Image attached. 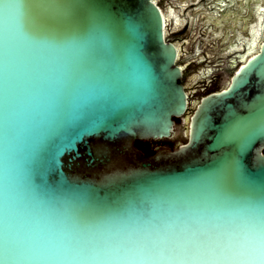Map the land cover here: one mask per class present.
Returning <instances> with one entry per match:
<instances>
[{
    "label": "snow or ice",
    "instance_id": "1",
    "mask_svg": "<svg viewBox=\"0 0 264 264\" xmlns=\"http://www.w3.org/2000/svg\"><path fill=\"white\" fill-rule=\"evenodd\" d=\"M0 19V264H264V181L234 157L113 202L88 186L36 184L32 157L50 124L123 88L120 72L145 89L148 77L127 41L135 23L121 35L90 5L0 0Z\"/></svg>",
    "mask_w": 264,
    "mask_h": 264
},
{
    "label": "water",
    "instance_id": "2",
    "mask_svg": "<svg viewBox=\"0 0 264 264\" xmlns=\"http://www.w3.org/2000/svg\"><path fill=\"white\" fill-rule=\"evenodd\" d=\"M16 2L27 11L34 0ZM64 2L87 4L103 12L121 35L126 34L129 22L135 23L138 34L128 36L127 41L147 73V88L137 82L129 68L116 77L123 88L113 89L109 84L110 91L102 102L50 124L32 157L36 184L43 182L49 189L88 186L95 200L113 202L142 195L157 185L193 181L215 171L225 155L236 159L247 180L256 184L264 181V0H218L217 6L225 9L206 14L205 20L215 26L211 31L214 37L223 35L224 42L232 33L223 50L227 46L241 50L242 41H246V48L236 50L234 60H241L233 61L226 73H216L211 79L207 75L202 82L196 80L195 70L200 65H194L195 59L179 62L183 66L178 60L189 53L190 27L200 11L195 12L193 22L191 18L183 20L181 14H187L193 2L200 5L204 0L179 7L169 3L171 6L165 8L161 4L166 0ZM6 23L0 19V29ZM192 33L196 42L200 35L205 36L201 28ZM241 33L247 37L238 43L232 41ZM210 45L203 42L201 49H210ZM199 56L198 63L203 64L205 58L202 53ZM249 64L252 68L241 73L242 66ZM238 75L240 82L234 87ZM218 76L222 81L212 86ZM134 88L140 90L131 94ZM164 139L185 141L173 148L158 144L149 154L136 145L137 141ZM243 193L242 187L234 190L236 195Z\"/></svg>",
    "mask_w": 264,
    "mask_h": 264
},
{
    "label": "flooded vegetation",
    "instance_id": "3",
    "mask_svg": "<svg viewBox=\"0 0 264 264\" xmlns=\"http://www.w3.org/2000/svg\"><path fill=\"white\" fill-rule=\"evenodd\" d=\"M190 1H195V0H177L176 3H173L171 0H166L165 4H161L164 8L165 6H171L169 3H172L175 7H179L182 3H188ZM218 0H204V2H202L200 5H198L197 3L193 2L191 9L187 12V14H181V18L185 21H188L190 18L192 19L193 22V18L195 17V12L200 11L199 15L197 16L198 20L192 24V26L190 27V37L188 38L189 40V53L187 54V56H185L184 58H182L181 60H178L179 62H183L184 60H191V59H195L194 60V65L198 66L200 65V67L198 69L195 70L196 74H197V81H201L202 80H207V75L211 78L216 77L214 74L216 73H226L227 70L233 65L232 62L236 61V60H241L239 57H237L236 60L235 57L238 55V53L236 52V50L239 51H244L246 48V41H242L244 46L240 48H230L229 46H227L226 50H223V47L228 43L230 39V37L232 36L231 31L229 32V36L227 38V40H225L224 42H222V39L224 38L223 35H221V37H214V34L211 33L212 30L215 29V26L213 24H210L209 22H207L206 19V14H217L216 10L220 9L223 10L225 9V7H218L217 3ZM220 3H222L223 5L227 6L228 3L220 1ZM206 22L205 24H203V22ZM255 22V21H254ZM254 22H250V23H254ZM173 25V23L171 24ZM198 28L204 29L205 32V36L204 35H200V41L196 42L197 37H194L192 31L194 32L195 30H197ZM224 30L222 29V32L224 34ZM239 37L237 39H234L232 41H234L235 43H238V41L242 40V38L247 37V35H245L244 33H241L238 35ZM237 37V36H236ZM235 37V38H236ZM168 38V37H167ZM178 38H180L178 36ZM177 38V39H178ZM185 37H183V39H185ZM169 39V38H168ZM171 40V39H169ZM173 41V40H171ZM174 42V41H173ZM203 42H209L211 43L210 45V49H206V50H202V43ZM222 42V43H221ZM175 43V42H174ZM179 49V46H178ZM180 51V50H179ZM200 53H202V56L205 58V62L203 64H199L198 61L200 59L201 56ZM208 58V59H207ZM211 59V60H210ZM207 60V61H206ZM181 66H183V63H179ZM237 65V64H236ZM183 69V80L182 83L185 86V69L182 67ZM219 80L222 81V77L221 79L219 78V76L215 79L212 80L211 85L213 86L214 84H218ZM197 83V82H196ZM204 86V84H203ZM220 88V87H219ZM185 89L187 90L186 86ZM214 90H218V89H212L211 91ZM188 92V91H187ZM210 92V91H209ZM208 93V92H207Z\"/></svg>",
    "mask_w": 264,
    "mask_h": 264
},
{
    "label": "trees",
    "instance_id": "4",
    "mask_svg": "<svg viewBox=\"0 0 264 264\" xmlns=\"http://www.w3.org/2000/svg\"><path fill=\"white\" fill-rule=\"evenodd\" d=\"M178 121V119H176ZM178 139L173 140H149V141H137L136 145L144 151L145 154H149L153 152V148L158 144H164L171 148L175 147L179 141H185V139H181L177 141Z\"/></svg>",
    "mask_w": 264,
    "mask_h": 264
}]
</instances>
